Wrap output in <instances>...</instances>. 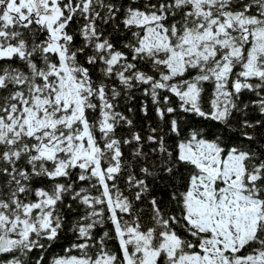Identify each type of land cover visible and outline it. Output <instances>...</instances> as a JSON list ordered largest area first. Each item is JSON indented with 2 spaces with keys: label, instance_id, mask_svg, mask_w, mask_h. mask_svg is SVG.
I'll return each instance as SVG.
<instances>
[{
  "label": "snow or ice",
  "instance_id": "obj_1",
  "mask_svg": "<svg viewBox=\"0 0 264 264\" xmlns=\"http://www.w3.org/2000/svg\"><path fill=\"white\" fill-rule=\"evenodd\" d=\"M0 264H264V0H0Z\"/></svg>",
  "mask_w": 264,
  "mask_h": 264
},
{
  "label": "trees",
  "instance_id": "obj_2",
  "mask_svg": "<svg viewBox=\"0 0 264 264\" xmlns=\"http://www.w3.org/2000/svg\"><path fill=\"white\" fill-rule=\"evenodd\" d=\"M61 243H63V242H61ZM65 246H67V245H65ZM110 247L117 248L118 245H117L116 241L113 240V241L110 243ZM53 252H54V254H61V249H60L59 247H57V248H55V249L53 250Z\"/></svg>",
  "mask_w": 264,
  "mask_h": 264
}]
</instances>
